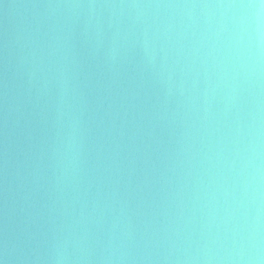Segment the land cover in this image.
<instances>
[{"label":"water","instance_id":"95a60500","mask_svg":"<svg viewBox=\"0 0 264 264\" xmlns=\"http://www.w3.org/2000/svg\"><path fill=\"white\" fill-rule=\"evenodd\" d=\"M72 2L81 0H0V264H39L30 257L56 237L103 247L125 228L163 238L210 216L200 121L139 54L113 61L82 17L46 7ZM73 94L74 174L60 160Z\"/></svg>","mask_w":264,"mask_h":264},{"label":"clouds","instance_id":"9594fccd","mask_svg":"<svg viewBox=\"0 0 264 264\" xmlns=\"http://www.w3.org/2000/svg\"><path fill=\"white\" fill-rule=\"evenodd\" d=\"M66 20L83 18L90 42L121 63L141 57L165 94L178 89L200 121L210 216L197 230L136 240L129 228L103 247L73 234L30 257L39 264H264V0H87L47 5ZM60 160L79 169L75 95ZM81 141L83 132L80 133Z\"/></svg>","mask_w":264,"mask_h":264}]
</instances>
